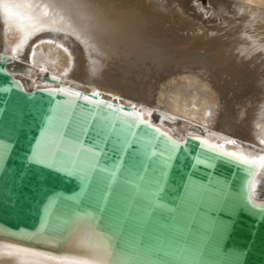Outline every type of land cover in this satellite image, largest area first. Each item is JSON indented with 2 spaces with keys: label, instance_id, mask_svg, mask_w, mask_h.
Listing matches in <instances>:
<instances>
[{
  "label": "water",
  "instance_id": "95a60500",
  "mask_svg": "<svg viewBox=\"0 0 264 264\" xmlns=\"http://www.w3.org/2000/svg\"><path fill=\"white\" fill-rule=\"evenodd\" d=\"M6 61L0 52V140L5 146L0 162L1 241L54 255H85L83 247L69 242L85 226L104 242L105 259L110 257V241H118L126 249L125 264H264V201L258 204L251 190L257 167L231 159L197 166L193 162L203 147L197 135L164 136L167 132L152 123L160 131L148 129V142L131 146L122 171L110 175L120 159L113 142L99 159L72 158L94 146V126L80 135L78 146L62 135L73 129L79 135L94 110L106 114L107 109L52 86L26 89ZM101 98L133 111L129 104ZM145 131V126L136 129L140 136ZM169 137L182 146L164 174L162 194L154 195L152 181L162 160L145 157L150 146L155 152ZM52 143L66 150L68 158L27 163L33 149L46 151ZM95 166L104 171H92Z\"/></svg>",
  "mask_w": 264,
  "mask_h": 264
},
{
  "label": "bare ground",
  "instance_id": "6f19581e",
  "mask_svg": "<svg viewBox=\"0 0 264 264\" xmlns=\"http://www.w3.org/2000/svg\"><path fill=\"white\" fill-rule=\"evenodd\" d=\"M208 1L220 12L254 3L261 11L223 25L204 15L209 8L199 1L0 0V52L26 89L99 90L150 110L151 123L176 139L225 137L238 142L232 149L264 154V0ZM251 190L263 203L264 170L256 169ZM69 242L104 257V242L85 226ZM21 261L47 264L0 248V264Z\"/></svg>",
  "mask_w": 264,
  "mask_h": 264
},
{
  "label": "snow or ice",
  "instance_id": "6c2138e0",
  "mask_svg": "<svg viewBox=\"0 0 264 264\" xmlns=\"http://www.w3.org/2000/svg\"><path fill=\"white\" fill-rule=\"evenodd\" d=\"M56 77H53L55 79ZM53 91H60L68 94L71 97L83 99L88 104L94 106H104L107 109L106 114H101L99 111L94 110L85 121L83 126L80 128V134H76V130L73 129L71 133L64 131L62 135L73 139L75 144L78 146L82 143L80 135L88 134L85 129L95 127V137L93 140V147L87 149H80L72 158L73 159H87L91 156L94 159H99L100 156L105 153V146L113 142V147H118L120 152V159L116 161L117 167H114L110 175H119L122 168L120 164L124 159V155L129 151L130 147L138 144H145L148 141L145 137L149 135L148 129L152 131H160L155 125L151 123L149 117L152 115L150 110L137 109L136 105H130L133 111H125L122 107H117L114 104H106L102 97V93L97 90L93 92L92 96L83 95L78 90H72L69 88H59ZM99 98V99H97ZM119 100V97L116 98ZM2 111V110H0ZM131 117L132 120H125L124 117ZM96 121L93 125V121ZM141 126L146 127V131L143 136L137 134L136 129ZM164 136H168V133H161ZM155 137H153L154 139ZM197 141H201L202 150L201 155L194 160V164L197 166L205 165L211 166L214 162L222 159H231L237 165L243 166H255L260 170H264V154H259L257 156H251L245 153L243 150H235L229 146L238 145L235 139H229L221 137L222 142H213L212 140L195 136ZM182 142L172 139L169 137V142L166 143L162 148L153 152L151 146L149 147L146 159L153 158L155 156H161L162 163L157 162L156 167L160 170L156 176L153 177L152 187L154 189L153 194L161 193L164 190L165 178L164 174L168 170L169 166L175 159V154L178 152ZM5 154L4 142L0 140V162L3 161ZM69 154L60 145L52 143L48 146L46 151H39L33 149L31 154L27 157L28 164H42L45 160L50 159L53 161H61L68 158ZM92 171H104L98 166L93 167ZM255 185H253V189ZM106 237L110 233L105 234ZM111 243V253L108 259L103 256L92 257L87 255H76L72 257L61 256V255H50L48 252L43 250L32 249L27 246L0 243V248L8 247L14 250L15 254H27L33 257L44 258L47 264H125L122 259L126 249L121 248L118 241L115 239L110 241ZM11 254V253H10ZM21 264H40L39 261H21Z\"/></svg>",
  "mask_w": 264,
  "mask_h": 264
},
{
  "label": "rangeland",
  "instance_id": "374dc122",
  "mask_svg": "<svg viewBox=\"0 0 264 264\" xmlns=\"http://www.w3.org/2000/svg\"><path fill=\"white\" fill-rule=\"evenodd\" d=\"M202 2V5H205L206 7L209 8V10L204 14L206 16H209V18L213 19L214 22H219V23H223V25H234V23H239L240 19H232L234 16H239L240 13L244 14L246 11L247 13L251 12V16L253 15L254 11H261L258 8H261V6H259L257 3H254V5H256L257 7L253 8V5L248 6L245 8H238L237 6H233L230 5L228 6V11H222L220 12L221 7L220 6H215V7H211L209 4L208 0H185V2L189 5H194L195 2ZM236 2H241V0H236ZM199 9H202V7H198ZM263 14H264V10ZM233 12H235V14H232ZM250 16V17H251ZM248 17V16H247ZM249 34H253V30H250ZM250 37H252V35H250ZM254 37V36H253ZM252 37V38H253ZM256 37V36H255Z\"/></svg>",
  "mask_w": 264,
  "mask_h": 264
}]
</instances>
